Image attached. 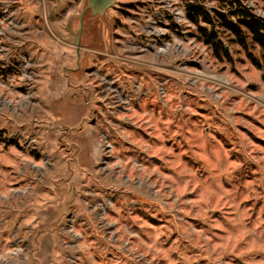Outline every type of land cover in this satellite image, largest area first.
I'll use <instances>...</instances> for the list:
<instances>
[{
	"label": "rangeland",
	"instance_id": "obj_1",
	"mask_svg": "<svg viewBox=\"0 0 264 264\" xmlns=\"http://www.w3.org/2000/svg\"><path fill=\"white\" fill-rule=\"evenodd\" d=\"M226 1L0 0V264H264L261 50L186 17Z\"/></svg>",
	"mask_w": 264,
	"mask_h": 264
},
{
	"label": "trees",
	"instance_id": "obj_2",
	"mask_svg": "<svg viewBox=\"0 0 264 264\" xmlns=\"http://www.w3.org/2000/svg\"><path fill=\"white\" fill-rule=\"evenodd\" d=\"M225 4L227 10L217 8L210 12L200 4L188 2L185 6L187 20L195 25V36L216 56L223 54L229 58L221 39L222 31L233 35L232 40L242 46L247 45V37L250 36L260 47L263 61L249 52L250 60L256 68L262 69L264 82V16L257 15L243 0H227Z\"/></svg>",
	"mask_w": 264,
	"mask_h": 264
},
{
	"label": "water",
	"instance_id": "obj_3",
	"mask_svg": "<svg viewBox=\"0 0 264 264\" xmlns=\"http://www.w3.org/2000/svg\"><path fill=\"white\" fill-rule=\"evenodd\" d=\"M115 2L116 0H86V4L80 13V29L82 15L86 10H89L92 14L102 15L107 9L111 8Z\"/></svg>",
	"mask_w": 264,
	"mask_h": 264
}]
</instances>
